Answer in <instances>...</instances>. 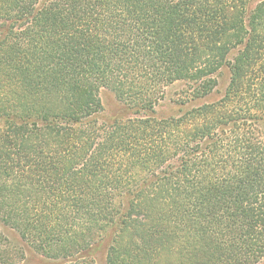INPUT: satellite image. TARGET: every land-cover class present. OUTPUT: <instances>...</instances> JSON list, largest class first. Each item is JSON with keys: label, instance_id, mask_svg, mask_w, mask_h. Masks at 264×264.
I'll list each match as a JSON object with an SVG mask.
<instances>
[{"label": "trees", "instance_id": "1", "mask_svg": "<svg viewBox=\"0 0 264 264\" xmlns=\"http://www.w3.org/2000/svg\"><path fill=\"white\" fill-rule=\"evenodd\" d=\"M0 224L58 264H264V0H0Z\"/></svg>", "mask_w": 264, "mask_h": 264}, {"label": "rangeland", "instance_id": "2", "mask_svg": "<svg viewBox=\"0 0 264 264\" xmlns=\"http://www.w3.org/2000/svg\"><path fill=\"white\" fill-rule=\"evenodd\" d=\"M254 5V4H253ZM235 50H233L228 59L231 61L235 55ZM218 85L216 86L214 92L204 99L199 101L188 102L184 105H180L181 101L184 99V92L188 90V86L183 82H175L165 88L164 98L158 106L155 108L154 115L158 118H167L173 115H178L180 111L195 107L203 103L216 102L221 99L226 91L229 83V70L227 67H222L217 74ZM99 98L102 103L103 111L99 115V121H107L115 117L126 116L124 114L125 109L123 105L116 100L113 93L106 89H101L99 91ZM180 115V114H179ZM0 231L4 233L7 241L11 246L20 249L23 253V259L19 264H58V260L46 259L43 256L34 252L26 243H23L17 234L7 229L0 224ZM108 248V238H105L95 249L92 250V257L95 260V264H104V257L106 250Z\"/></svg>", "mask_w": 264, "mask_h": 264}]
</instances>
